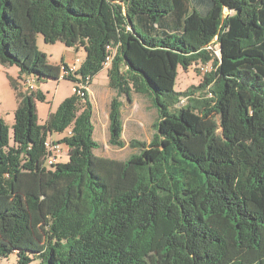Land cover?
Wrapping results in <instances>:
<instances>
[{"label":"trees","instance_id":"16d2710c","mask_svg":"<svg viewBox=\"0 0 264 264\" xmlns=\"http://www.w3.org/2000/svg\"><path fill=\"white\" fill-rule=\"evenodd\" d=\"M39 34L83 49L79 70L63 75ZM209 63L200 86L176 91L179 68ZM0 65L39 87L10 77L12 134L0 116V264H149L158 252L171 264H264V0H0ZM106 68L119 97L152 92L159 111L152 141L133 140L143 148L124 161L96 153L86 88ZM61 79L75 93L40 124V86ZM122 109L114 98L117 147ZM66 131L56 143L69 158L49 166V135Z\"/></svg>","mask_w":264,"mask_h":264},{"label":"rangeland","instance_id":"374dc122","mask_svg":"<svg viewBox=\"0 0 264 264\" xmlns=\"http://www.w3.org/2000/svg\"><path fill=\"white\" fill-rule=\"evenodd\" d=\"M122 1V0H120ZM228 14V11H225ZM217 42V41H216ZM215 42L213 49L215 57L213 63L221 60L219 45ZM37 46L40 52L47 55L48 61L53 65L63 67L64 64L73 66L79 59L83 62L86 53L83 49L67 47L62 42L55 44L46 43L42 35H37ZM203 64L195 65L188 70L179 68V75L176 91H187L192 86H200L204 81L206 71L200 72ZM110 65H107V68ZM208 72L212 70L213 64L209 63L205 66ZM104 69L100 74L94 77L91 86L87 89L91 95L94 104V124H95V139L101 144V148L96 150L98 155L116 160H127L132 154L139 153L143 147H132V141H140L149 144L156 133L155 124L159 119V111L155 105V95L150 92L147 94L133 93L132 102H129L126 95L118 96V91L109 88L108 70ZM109 69V68H108ZM10 77L16 79L19 83V88L22 92L28 91V88L34 84L35 91L38 90V84L24 80L17 66L5 67L0 65V116L10 127L11 134L15 123V113L17 109V98L13 89ZM76 84L71 80H49L41 84L40 89L46 96V101L38 102V115L40 124H44L50 113L55 112L60 104L68 97L75 93ZM114 98H118L123 102V120H124V135L123 140L126 143L125 147H117L110 144V121L109 112L111 102ZM187 103V99L183 98L180 106ZM218 119V117H217ZM69 134V131L64 133H53L49 135V141L57 142ZM218 134L221 135V129ZM62 146L59 162H66L69 158V150L65 145ZM18 261L16 254L9 256L3 260V264H13ZM36 262H34L35 264ZM39 264V263H36ZM149 264H171L170 255L168 253L158 252L150 255Z\"/></svg>","mask_w":264,"mask_h":264},{"label":"built area","instance_id":"2783aa9c","mask_svg":"<svg viewBox=\"0 0 264 264\" xmlns=\"http://www.w3.org/2000/svg\"><path fill=\"white\" fill-rule=\"evenodd\" d=\"M215 41H217V39ZM209 49H211V47H209ZM110 62H111V58L109 57L107 59L106 67H107V65H110ZM81 64H82V62H80V60L78 59L73 66H69L68 69L64 68L63 75L70 76V74H72V73L74 74V72L79 70ZM202 71H204V72L206 71V73L208 72L206 67H204L202 69ZM31 82L35 83L34 81H31ZM28 89L35 90L34 89V84H32V86H30ZM86 89H88V88H86ZM78 94L80 96H84V93L81 90L78 91ZM46 145H47L48 152H49L47 163L49 164V166L58 164L59 163V158H60V153L62 151V146L60 144H57L54 141H49V140H48Z\"/></svg>","mask_w":264,"mask_h":264},{"label":"clouds","instance_id":"9594fccd","mask_svg":"<svg viewBox=\"0 0 264 264\" xmlns=\"http://www.w3.org/2000/svg\"><path fill=\"white\" fill-rule=\"evenodd\" d=\"M221 53V52H220Z\"/></svg>","mask_w":264,"mask_h":264},{"label":"crops","instance_id":"0c3cea01","mask_svg":"<svg viewBox=\"0 0 264 264\" xmlns=\"http://www.w3.org/2000/svg\"><path fill=\"white\" fill-rule=\"evenodd\" d=\"M91 96V95H90Z\"/></svg>","mask_w":264,"mask_h":264}]
</instances>
